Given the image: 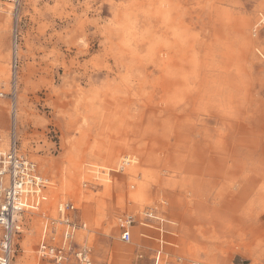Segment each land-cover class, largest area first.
Segmentation results:
<instances>
[{"label": "rangeland", "instance_id": "rangeland-1", "mask_svg": "<svg viewBox=\"0 0 264 264\" xmlns=\"http://www.w3.org/2000/svg\"><path fill=\"white\" fill-rule=\"evenodd\" d=\"M7 6L0 146L14 136L50 180L40 210L23 215L12 264H58L37 247L61 200L86 222L76 239L93 264H152L154 220L126 243L117 215L155 206L173 222L167 264H263L264 32L252 28L264 0Z\"/></svg>", "mask_w": 264, "mask_h": 264}, {"label": "built area", "instance_id": "built-area-1", "mask_svg": "<svg viewBox=\"0 0 264 264\" xmlns=\"http://www.w3.org/2000/svg\"><path fill=\"white\" fill-rule=\"evenodd\" d=\"M17 3L15 0H2ZM264 32V16L252 28V34ZM264 60V52L258 50ZM50 180L44 176L37 164L19 150L14 136L10 137L6 147L0 146V264H12L14 256L13 240L24 229L23 215L39 211L46 198ZM55 218L45 216L37 251L40 257L55 263L73 262L74 264H93L92 250L86 240L76 239L80 230H88L86 222L78 218V207L71 201L61 200L55 206ZM138 216L134 211H124L117 215L119 235L123 242H130L132 228L138 224L149 225L153 219L156 224V247L153 249L152 264H167L166 245L177 246L167 240L173 223L158 215L155 208L145 207ZM144 219V221L142 220ZM142 234V233H140ZM148 236V235H146ZM141 256V255H140ZM176 262L173 264H178ZM190 264H202L192 261ZM264 264V263H263Z\"/></svg>", "mask_w": 264, "mask_h": 264}, {"label": "bare ground", "instance_id": "bare-ground-1", "mask_svg": "<svg viewBox=\"0 0 264 264\" xmlns=\"http://www.w3.org/2000/svg\"><path fill=\"white\" fill-rule=\"evenodd\" d=\"M15 1H17V0H15ZM15 9H16V3L13 4L12 7L7 6L6 9H5V11H6L7 14L14 15V14H15ZM262 16H263V15H260V16H259V19H258L257 22H259V20L261 19ZM13 37H14V36H13ZM13 37H12V39H11V54L14 53V51H16V42H15V39H14Z\"/></svg>", "mask_w": 264, "mask_h": 264}, {"label": "crops", "instance_id": "crops-1", "mask_svg": "<svg viewBox=\"0 0 264 264\" xmlns=\"http://www.w3.org/2000/svg\"><path fill=\"white\" fill-rule=\"evenodd\" d=\"M16 2H17V1H16ZM260 15H263V16H264L263 13H259V16H260ZM259 16H258V19H259ZM258 19H257V21H258ZM131 186H132V185H131ZM155 205H156V204H155ZM156 207H158V206H155V209H156ZM56 216H57V214H56ZM53 218H55V217H53ZM136 227L139 228V226H136ZM138 228H137V229H138ZM134 231H135V229H134ZM139 231H140V230H139ZM136 232H138V231H136ZM141 233H142V234H140V232H139L140 236H142V237H146V234H144L143 232H141ZM146 233H147V232H146ZM165 251L168 252V251H167V248L165 249Z\"/></svg>", "mask_w": 264, "mask_h": 264}]
</instances>
